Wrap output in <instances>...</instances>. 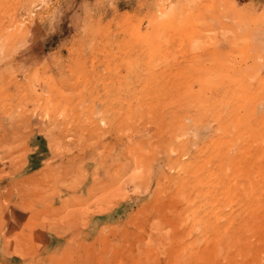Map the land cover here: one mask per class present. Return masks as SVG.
<instances>
[{
	"label": "rangeland",
	"instance_id": "rangeland-1",
	"mask_svg": "<svg viewBox=\"0 0 264 264\" xmlns=\"http://www.w3.org/2000/svg\"><path fill=\"white\" fill-rule=\"evenodd\" d=\"M0 264H264V0H0Z\"/></svg>",
	"mask_w": 264,
	"mask_h": 264
}]
</instances>
